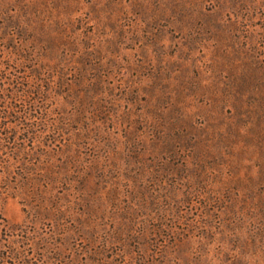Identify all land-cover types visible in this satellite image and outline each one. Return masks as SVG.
I'll use <instances>...</instances> for the list:
<instances>
[{"label":"rangeland","instance_id":"rangeland-1","mask_svg":"<svg viewBox=\"0 0 264 264\" xmlns=\"http://www.w3.org/2000/svg\"><path fill=\"white\" fill-rule=\"evenodd\" d=\"M0 264H264V0H0Z\"/></svg>","mask_w":264,"mask_h":264}]
</instances>
